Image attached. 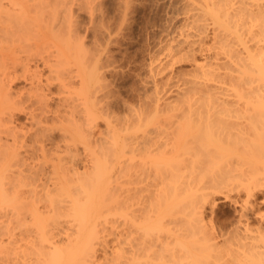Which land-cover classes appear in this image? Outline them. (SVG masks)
Listing matches in <instances>:
<instances>
[{
	"label": "bare ground",
	"instance_id": "bare-ground-1",
	"mask_svg": "<svg viewBox=\"0 0 264 264\" xmlns=\"http://www.w3.org/2000/svg\"><path fill=\"white\" fill-rule=\"evenodd\" d=\"M56 1L60 0L53 5H62ZM183 1L192 20L185 15L190 23L177 31V40L167 34L159 54L170 62L178 54L190 57L193 74L190 78L185 74V81L176 76L182 83L177 84L176 79L172 84L166 73L168 65L160 64V56H155L150 74H166L168 80L160 77L163 85H157L151 76L157 82L150 91L152 105L149 102L142 108L141 104L144 112L135 105L137 113L132 109L125 124L108 121L109 129L105 137H99L100 142L92 129L96 119L104 115L103 95L108 83L106 88L101 83L104 79L98 73V63L87 64L88 52L83 51L82 42L78 49L69 43L77 49L74 55L65 49L64 42L71 37L63 36L70 34V29L65 34L55 33L62 34L65 49H59L58 59H74L77 71L72 74H77L79 90H74L72 99V94L60 98L56 109H51L50 85L59 81L61 97L62 90L72 83L65 82L66 73L57 65L58 60L56 64L48 61L52 75L46 78L47 83L42 80L31 93L25 92L30 93L26 98L21 92V97L12 96L8 88L17 75L11 80L3 64L11 57L1 56L0 264H264V212L260 210V196H264V0ZM1 4L0 45L7 44L9 49L0 46V55L3 49L15 52L16 43L22 45V34L27 39L40 30L37 25L31 33L30 26L36 24L29 26L27 11L19 16L18 11L11 9V13ZM12 42L15 44L10 47ZM199 52L208 55L202 62L196 58ZM24 68L29 69V65ZM36 73L34 78L41 76ZM173 93L176 96L170 99ZM13 97L22 98V102L24 97L23 105ZM25 105L30 108L31 121L39 125L27 136L30 140L27 130L21 128V134L16 124L17 129L12 127L15 119L11 121L16 110H25ZM35 105L36 111L31 109ZM47 114L55 115L46 118ZM56 130L63 133L62 142L57 143L52 135ZM167 169L170 175L164 178L162 172ZM218 196L240 209L237 221L216 234L205 212L207 207L214 209Z\"/></svg>",
	"mask_w": 264,
	"mask_h": 264
},
{
	"label": "rangeland",
	"instance_id": "rangeland-1",
	"mask_svg": "<svg viewBox=\"0 0 264 264\" xmlns=\"http://www.w3.org/2000/svg\"><path fill=\"white\" fill-rule=\"evenodd\" d=\"M2 1H4V0H2ZM9 1H11L12 4L15 5L16 9H14V5H12L11 3L9 4ZM20 1L21 0H5L4 2H1V0H0V2L3 3V4H1V3L0 4H1V6H4V9H7V11H9V12H11V9H12V11L13 10L16 12L18 11L19 12V13H17L18 15L20 14L21 11H23V13L27 11L26 17L29 16V18H31V20H28L30 22L29 26L31 23L36 24V25L30 26V28H29L30 31H31V29H32V31L33 30L36 31V27L38 25V27H40V28H38V27L37 28H38V30L40 29L39 30L40 32L36 31L34 33V31L33 32L31 31V33H34L37 37L34 34L27 36L28 38H33L32 36H34L35 39L33 38L34 39L33 41L30 39L27 41L28 38L26 39V35L22 34V36H23L22 38H24V39H22V41L25 40L27 43L25 42V44H24V42L21 41V44H22L21 46L19 43H16L18 45V46L16 45L17 47L15 46L17 48V49H15L16 51L14 52V50L12 51L10 49V51H12L14 55L11 54L12 52L9 53V51H7L9 49L7 44L4 45L5 47L7 46V48H4L7 50L3 49V54L0 55V59H2L1 56H6L7 58L11 57L12 59L11 58L9 60L7 59L8 62H5L6 60L5 61L0 60V61H2V62L4 61L3 64H5V68L7 69V70L6 69L5 70L6 71L9 70L8 73L10 72L9 73L10 76L12 75L11 80L14 79V78L12 79V77L17 75L15 80H13L14 82L11 81L12 84H10L11 85L10 87L8 84V87H9L8 89H11L10 92L13 94L12 96L21 97L20 96V92H21V94L24 93V94H22V96L29 98V97H27V94H28V96L30 95V93L32 91V90L30 91V89L35 90V88L38 87L37 84L38 83L41 84L40 81H42V80H43L42 82H44V84H45V82L47 83V81H45V80H47L46 78L49 77L50 75H52L50 68H49V66L51 67L50 63L56 64L55 60L56 61L58 60L59 64H61V66L59 64H57V65L59 66V68H61V71L63 70L64 73H66V74L63 73L65 76V78L63 76L64 80H66V78H67V81H65V82L66 83L72 82V83L68 84V86L62 90V93H64V94H61V97H60L59 93H58V92H60L58 89L59 88L58 85L60 83H59V81H56V80L53 81L54 83H52L50 85L51 91L53 92L52 98L54 99L51 101L52 103L50 102L52 104L51 109L52 108L56 109L55 106L61 104V103H59V99L63 98V96L70 98V95L72 94V97L70 99H72L73 96H76V95H74V92L76 91L75 90L76 88H77V91L79 90L78 89L79 85H78V83H76V82H78L79 79H76L77 74H72V73H75L74 70L77 69V67H75L77 64L76 65L73 64L74 59H72V58H70L69 61L64 60L62 58V59H60V61L62 60L61 61L62 63L58 59L59 55H61V52L59 51V49L60 50H61V48L64 49V47H62L63 44H61V40H62L61 38H63V37L68 38V36L71 37V39H69L70 40L69 42L68 41L64 42L62 40V42H64L66 44L65 49L67 48L69 50V51L67 50L68 52H70V50H71V52L74 55L75 53H77V49L80 48L83 44V46H82L84 48L83 51L86 50L88 52V53H85V55L87 54V58L85 59L86 61L88 60L87 64L90 61L92 64L98 63L97 64L98 73H100L99 74L100 77L102 75V77L104 79V80H102V77H101V80H102L101 83L104 86L108 83L106 85L107 90H106V92L104 91L105 96L103 95V97H104L103 102L106 101V103H104L102 105H103V107H105L103 109L104 111H105L106 107L108 110L109 109L110 110L109 111L106 110L108 112L107 114H105L103 111V114L107 115V117L106 116L104 117V115L101 114L100 117L96 119V121H97L96 124H93L94 126H93L92 131H94V135L96 134L95 138H97V140H99V137H105L106 136L107 131H108L107 129H109L108 128V121H112L114 124V122L116 120H119L118 124H121V123L125 124L124 123L125 118L127 119V117H129V116L131 117V112H132V109L134 108L135 105H136L135 107L138 108V109L137 108L136 109L138 111L140 110V112H141V109L144 108L143 105L147 106V104L150 101H152V99H151L152 94H153L152 92L154 91L153 86L155 87V84L157 82H158L157 85H159V83H161L163 85L164 81L162 82L161 78L164 80L166 79V81L168 80L166 77V74H163L160 76H158V74H155L153 72H151L152 74H150L151 60L153 61V58L155 56H160V64L162 62V63L168 65L166 73H168L169 79L171 77H172L171 79H173V80L175 79L174 82H173V80H171L172 84L173 83L175 84L176 79H178L179 77H180V79L182 78V80H184V79L187 80V78L193 74V70H195V68L194 69L192 68L195 66H193L194 62L191 60L190 57L185 58L183 56V58H181L182 56H180V54H178L179 57L176 56L175 57L176 59L174 58V61L171 60V62H170V60L168 58L166 59L163 54H159V50L162 48V45H164L167 34L168 35L170 34V37L172 39L177 40V39H179L178 38L179 32H177V31H179L180 29L182 30L184 25H186L189 21L191 22L192 14L190 13V15H189L188 12H186L188 10L187 7L185 9V4H186L185 2L186 1H183V0H87V1L86 0L85 1L84 0H73V1L72 0H64V1L62 0L61 1L60 0V1H56V2L57 3L59 2L58 4L62 3V5H57V6H56V4L53 5L55 0H52V1L51 0L50 1L49 0L48 1L47 0H41V1L35 0V3L32 2L34 0H31L32 3H30V1L27 0L26 2L29 4H27L25 2V0H22L21 2ZM71 2H73V3H71ZM65 3H67V4H65ZM31 4H32V6H31ZM37 4H39V5H37ZM8 5L10 8H8ZM69 6H71V9L69 8ZM38 7H39V9H36ZM41 7L45 12L42 11ZM54 7H55V10H53ZM32 8H34V9H32ZM0 9H2V8H0ZM39 10H41V12H38ZM67 10H69V11L72 10L73 12L71 11V13H70ZM61 12L63 13V18L61 16V14H62ZM68 12L71 14L72 17L69 15ZM11 13H13V12H11ZM182 13H183V15H182ZM39 15H40V17H39ZM185 15H187L190 19L188 22H186L188 20L187 19L188 17L186 18ZM23 16H25V15H23ZM73 16L76 20L72 19ZM64 17H65V19H68L69 17H71L70 19H72V21H69L70 19H68V22H67L66 20H64ZM53 18H55L54 22L52 21ZM4 20L2 21V23L4 22ZM55 20H56V22H55ZM63 20H64V22H63ZM48 21L52 24L50 25V23ZM65 21L68 23V25H65V23H66ZM73 21H75V22H73ZM71 22H72V24H71ZM53 23H54V25H53ZM63 23H64V27H62ZM39 24H41V26L45 24L46 26H49V27H46L44 25L42 27H44L45 30H42L43 28L41 26H39ZM74 27H77V30ZM48 28L49 29L52 28L53 31L55 30L53 32L55 38H53L54 36L51 33L52 29L49 30ZM68 29L71 30L70 34H68V32H67L68 35L63 36V37H62V34L59 35L60 31L63 32V34H65ZM56 31H57V33H59V34H57L58 36L55 34ZM73 31H76V32H73ZM31 33H29V34H31ZM50 33H51V35H50ZM73 34H75L77 36H75ZM42 35H44V36H42ZM45 35H46V37H45ZM211 35H212V32L210 31V33H209L210 38L212 37ZM42 37H44V38H42ZM56 37H58V39ZM46 38H48V39H46ZM55 39H56V41H55ZM80 39H82V41H80ZM75 41L77 42V44ZM18 42H20V41H18ZM29 42H30V46H28ZM45 42H47L48 44H46ZM97 42H98V44L96 45ZM9 43H11V42H9ZM31 43H32V45H31ZM69 43L72 46L74 45L75 47L81 43V46L76 47L77 49L73 48V47L70 48L69 46H71V45H69ZM176 43H174V45ZM208 43H210V41H208ZM2 44H4V43H2ZM2 44L0 46H3ZM14 44H15V42L13 43L12 46L10 45V47H13ZM26 44H27V46H23ZM43 45H45V46H43ZM47 45H48V47H50L49 50H48ZM96 46H97V48H95ZM18 47H21V49ZM24 47H26V50ZM42 47H46V48L43 49ZM56 47H57V50H56ZM2 48L0 50L1 53H2ZM91 48H93V49H91ZM95 49H97V51H94ZM46 50H48V51H46ZM54 50H56V53ZM74 51H76V52L74 53ZM45 52H46V55H45ZM63 52H62V54L65 53V52L64 53ZM205 52H207V51H205ZM205 52L201 53L202 55L200 54V52L197 53L196 58L202 62V60L205 59L206 56H208L206 54H210V53H208L209 51L206 54H205ZM67 53L64 54L65 57L68 56ZM72 53L69 54V57L72 55ZM92 54L94 57L92 56ZM12 55L15 56L14 58H16V60L13 59ZM47 55H48V57H47ZM88 55L91 57H89ZM26 58L27 59L30 58V59H28L29 64H27ZM47 58L50 60H48ZM73 58H74V56H73ZM81 58H82V56H81ZM10 60H14L12 63L16 64L17 66L14 65L15 67L14 66L12 67L13 64L10 63ZM96 60L98 62H96ZM107 60H109V61H107ZM175 60L178 61V63ZM46 61H47V63L45 64ZM172 61H173V64H172ZM66 62H68L69 65H67L68 63L66 64ZM91 63H89V65ZM6 65H8V67ZM24 65H25V67L27 66V68L29 65L30 70L25 69ZM65 65H67V66L65 67ZM70 65L72 66L71 70L69 69L71 67ZM73 65H75V66L73 67ZM175 65H177V66H175ZM68 66H69V68H68ZM24 69L26 70V73H27V70H29L30 73L28 72L26 74ZM68 69L70 72L68 71ZM72 69H73V71H72ZM3 70L4 69H0L1 73L3 72ZM34 70H37L38 74ZM51 70H53V68ZM182 71H184V73ZM33 73H36L35 75H41V76H36L34 78ZM69 73H71V74H69ZM190 73H191V75H189ZM185 74L186 75L188 74L187 78L185 77ZM22 75H26V76H22ZM70 75L72 77H70ZM0 76L2 77L3 75L1 74ZM29 76H31L33 78H30ZM74 76H76V78ZM151 76L154 77L155 80L157 79L156 80L157 82L155 80H153V78ZM176 76H178V78ZM37 77L38 78L41 77V78L38 79ZM141 77H142V79H141ZM105 78H106V81H105ZM31 79L34 81V83H36V82L37 83L33 84V81ZM34 79H36V80L38 79L39 82L34 80ZM148 79H150L151 81L153 80L154 82L151 83V81ZM182 80L179 81V79H178L177 81H179V82H176V83L180 84V83H182L181 82ZM103 81H104V83H103ZM65 82H63V83H65ZM153 83H155V84H153ZM162 85H160V86H162ZM43 86L44 85L42 83V86H40V87H43ZM106 86H105V88H106ZM146 86L147 87L149 86L148 89ZM68 88H70V89H68ZM72 88H74V89H72ZM28 91H30V93H25ZM150 91H152V92H150ZM68 92H69V94H68ZM14 94H17V95H14ZM145 94H147L148 96ZM143 95H145V96H143ZM175 96L176 95L173 93V94H170L169 98L171 99L172 97H175ZM24 97H23V102H24ZM17 99L14 98L15 101H19L22 98H20L19 100H17ZM28 100L29 99H27V104L29 105ZM23 102L21 100V101H19V104H22ZM25 102H26V99H25ZM129 103L131 105H129ZM30 104H31V101H30ZM141 104H142V108H140ZM149 104L151 106L152 102H150ZM106 105H108V106H106ZM25 106H27V105H25ZM130 106H133V107H130ZM19 107H20V105H19ZM21 107H24V106H21ZM61 107H62V105H61ZM61 107H58V108L62 110ZM18 109H20V108H18ZM31 109L32 110L35 109V111H36V105L34 108L31 107ZM134 109H133L132 113H134V111H135ZM149 109L150 108H148V110ZM17 110H16V113H14V115H15L14 118L12 120L10 118L11 121H13L15 119V122L13 121L12 127L14 128V126L16 124V127L19 128L18 130L20 133L22 132L20 130L21 128L23 131H24V129H25V131L27 130L26 138L28 140L29 139L28 137H30L28 135H32L33 133H35L36 130L39 128V125L36 124L37 123L36 121H34V120L31 121V118H32L30 115L31 111L30 112L28 111V110H30V108L28 109V106L25 109L26 111L24 110V108H21V110H18V111ZM63 110H64V108H63ZM111 112H112V114H111ZM142 112H144L143 109H142ZM33 113H35V112H33ZM37 113L39 114V111L36 112V114ZM135 113H137V112H135ZM109 114H111V115H109ZM54 115L53 114H47L45 117L49 118V117H52ZM124 115H126V116H124ZM133 116H132V118H133ZM4 117L7 118L8 116L7 117L4 116ZM122 117H124V118L122 119ZM130 117H129V119H130ZM107 118H109V119H107ZM50 120H52V118H50ZM133 120H134V118H133ZM128 121H130V120H128ZM32 127L35 129H33L31 132L30 128H32ZM19 132H17V133L20 134ZM28 132H30V133L28 134ZM21 134H23V133H21ZM53 134L56 136V137H54V136L53 137L55 138L57 143H58V141L62 142L61 140L63 139V137L62 138L60 137L63 134L62 132H59L58 130H56V132H53L52 135ZM10 141H11V139L8 140L9 143H10ZM56 141L54 142V140H52L53 143H56ZM29 142L30 141H28L27 143H29ZM99 142H100V140H99ZM21 151H23V150L21 149ZM22 153H24V151ZM168 170L169 169L163 170L162 175L164 178H165V176L170 175V173L168 174V172H169ZM166 171H167V173H166ZM159 177L161 179V175H159ZM223 199L224 198L218 196L216 198L215 203H214L215 204L214 209H212L213 207L211 209H210V207H207L206 212H205V213H207V214H205L206 217L211 219V220H208L206 218V220H208V222L211 221L213 223L212 224L210 222L209 224L213 225V226H211V225L210 226L215 228V229L214 228L213 229L216 231V232L214 231L216 234L221 229H223L225 227H227V228L231 227L230 225H233V223H235L237 221L238 216H239L240 207L238 205H234L230 201L228 202V201H225ZM260 199L263 200V201L260 200V202H261L260 203V207H261L260 210L263 213L264 212V196H260ZM214 204H213V206H214ZM0 215H1L0 217L2 218V216H3L2 212H0Z\"/></svg>",
	"mask_w": 264,
	"mask_h": 264
}]
</instances>
